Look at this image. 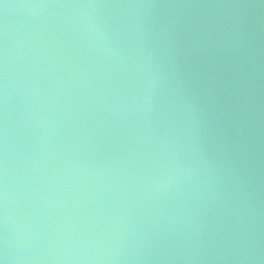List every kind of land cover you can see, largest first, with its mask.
Returning a JSON list of instances; mask_svg holds the SVG:
<instances>
[{
  "label": "water",
  "instance_id": "95a60500",
  "mask_svg": "<svg viewBox=\"0 0 264 264\" xmlns=\"http://www.w3.org/2000/svg\"><path fill=\"white\" fill-rule=\"evenodd\" d=\"M0 264H264V0H0Z\"/></svg>",
  "mask_w": 264,
  "mask_h": 264
}]
</instances>
